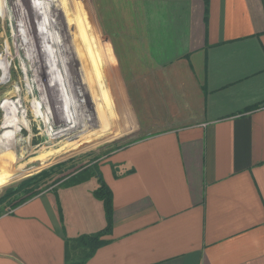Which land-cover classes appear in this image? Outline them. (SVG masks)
Returning a JSON list of instances; mask_svg holds the SVG:
<instances>
[{
  "label": "crops",
  "instance_id": "obj_1",
  "mask_svg": "<svg viewBox=\"0 0 264 264\" xmlns=\"http://www.w3.org/2000/svg\"><path fill=\"white\" fill-rule=\"evenodd\" d=\"M127 4L118 71L139 135L98 165L112 226L84 264H264V0ZM82 183L1 212L0 264H65L66 238L103 228L101 206L71 201Z\"/></svg>",
  "mask_w": 264,
  "mask_h": 264
},
{
  "label": "rangeland",
  "instance_id": "obj_2",
  "mask_svg": "<svg viewBox=\"0 0 264 264\" xmlns=\"http://www.w3.org/2000/svg\"><path fill=\"white\" fill-rule=\"evenodd\" d=\"M127 2L0 0V198L25 179L38 176L31 182L36 194L84 182L81 193L69 191L74 206L83 203V212L88 209V214L96 209L92 202L103 208L94 197L89 177L69 185L64 182L91 164L98 167L138 138L118 71L120 39L133 14ZM101 40L114 54L108 67ZM98 44L109 86L106 114L104 90L96 83L95 60L99 58L92 54ZM70 99L78 107L75 112L68 107ZM24 195L20 189L1 201L0 213H11L23 201L13 203ZM77 251L76 257L82 250Z\"/></svg>",
  "mask_w": 264,
  "mask_h": 264
},
{
  "label": "trees",
  "instance_id": "obj_3",
  "mask_svg": "<svg viewBox=\"0 0 264 264\" xmlns=\"http://www.w3.org/2000/svg\"><path fill=\"white\" fill-rule=\"evenodd\" d=\"M10 118V116H9ZM99 169L97 165L91 164L85 168L82 173H76L72 178L64 184L69 185L72 183H78L84 181L92 174H98L99 185L94 189V196L102 201L104 215H105V226L93 233H83L74 238H66L65 240V264H84L85 261L93 255L98 247L107 242L106 239L102 237L108 234L112 226V194L109 187L103 181L102 177L99 174ZM43 174V173H42ZM40 174V175H42ZM39 175V176H40ZM38 176H32L25 179L19 187L9 190L0 198V202L10 197L12 194H15L18 190L22 189L25 193L23 197H20L17 201L13 203V206L17 203H20L27 199L28 197L37 193V190L32 191L31 182L35 181ZM30 186V188L25 189L24 187ZM24 188V189H23ZM78 248L81 249V255H78Z\"/></svg>",
  "mask_w": 264,
  "mask_h": 264
},
{
  "label": "bare ground",
  "instance_id": "obj_4",
  "mask_svg": "<svg viewBox=\"0 0 264 264\" xmlns=\"http://www.w3.org/2000/svg\"><path fill=\"white\" fill-rule=\"evenodd\" d=\"M50 15V18H52L51 17V13L49 14ZM40 20V19H39ZM53 25H54V20H53ZM55 29V28H54ZM42 38V37H41ZM44 39V38H43ZM42 42H43V40H42ZM76 87V86H75ZM78 91V90H77ZM58 92V91H57ZM71 97V96H70ZM61 100V99H60ZM69 101V108H72L73 109V111L74 110H76V109H78V107L77 108H75L74 107V104H73V102H72V100L70 99V100H68ZM64 102L66 103V101L64 100ZM61 104H62V108H63V106H64V104L62 103V101H61ZM80 104V103H79ZM71 106V107H70ZM34 110V109H33ZM75 112V111H74ZM51 116V115H50ZM71 121V120H70ZM65 123V122H64ZM71 125V124H70ZM76 127V126H75ZM52 128H54V127H52ZM56 128V127H55ZM58 130V129H57ZM53 131V130H52ZM65 133H67V131H64ZM58 133V132H57ZM76 133V132H75ZM74 134V133H73Z\"/></svg>",
  "mask_w": 264,
  "mask_h": 264
}]
</instances>
